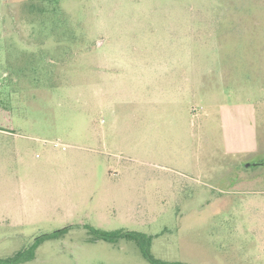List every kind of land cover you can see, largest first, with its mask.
<instances>
[{
	"label": "rangeland",
	"instance_id": "374dc122",
	"mask_svg": "<svg viewBox=\"0 0 264 264\" xmlns=\"http://www.w3.org/2000/svg\"><path fill=\"white\" fill-rule=\"evenodd\" d=\"M264 264V0H0V259Z\"/></svg>",
	"mask_w": 264,
	"mask_h": 264
},
{
	"label": "trees",
	"instance_id": "16d2710c",
	"mask_svg": "<svg viewBox=\"0 0 264 264\" xmlns=\"http://www.w3.org/2000/svg\"><path fill=\"white\" fill-rule=\"evenodd\" d=\"M91 233H93L98 240H103L107 242H117L120 239H125L128 241L136 242L145 257L151 264H186L183 262H165L159 259H156L151 253V245L153 236H148L143 233L134 232V231H124L118 230L113 232H108L104 230L95 229L93 227H88ZM68 231L67 228L57 231L51 235H45L42 238H38L36 242L26 251L19 252L15 256L8 259H0V264H22L35 259V252L39 246L47 239L57 237Z\"/></svg>",
	"mask_w": 264,
	"mask_h": 264
}]
</instances>
